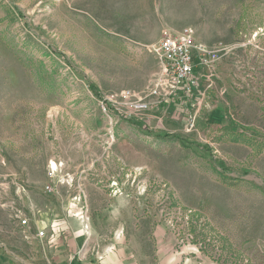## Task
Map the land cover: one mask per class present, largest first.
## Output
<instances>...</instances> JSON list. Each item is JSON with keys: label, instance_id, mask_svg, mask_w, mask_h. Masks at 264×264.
Masks as SVG:
<instances>
[{"label": "rangeland", "instance_id": "1", "mask_svg": "<svg viewBox=\"0 0 264 264\" xmlns=\"http://www.w3.org/2000/svg\"><path fill=\"white\" fill-rule=\"evenodd\" d=\"M187 27L247 46L193 101L102 104L143 90L150 49ZM115 248L264 264V0H0V264Z\"/></svg>", "mask_w": 264, "mask_h": 264}, {"label": "built area", "instance_id": "2", "mask_svg": "<svg viewBox=\"0 0 264 264\" xmlns=\"http://www.w3.org/2000/svg\"><path fill=\"white\" fill-rule=\"evenodd\" d=\"M219 45L210 47L196 39L192 28L181 30L166 29L162 32L157 45L150 49L156 56L157 72L148 85L141 91L124 90L120 93L108 94L106 102H121L129 106L134 114L150 110L153 105L162 104L174 98L187 102L199 94L204 79L213 82L218 76V70L225 57L235 58L240 47ZM186 99V100H185ZM107 104V103H106ZM186 106L189 107L190 105ZM104 110H106L104 108ZM195 118L196 116H190ZM21 227H29L28 219L19 217ZM44 226L37 234L38 238L46 236Z\"/></svg>", "mask_w": 264, "mask_h": 264}, {"label": "crops", "instance_id": "3", "mask_svg": "<svg viewBox=\"0 0 264 264\" xmlns=\"http://www.w3.org/2000/svg\"><path fill=\"white\" fill-rule=\"evenodd\" d=\"M165 244V243H164ZM116 251H110L103 256V258H99L100 264H104L105 259H111V264H140V261L136 260L133 254L131 257H124L122 251L120 249H114ZM172 250L169 253H166L162 258H160L158 264H214L210 263L207 259H203L202 257H183L184 253L181 254L179 252L174 253ZM163 255V254H162ZM181 255V256H180ZM93 264V263H91Z\"/></svg>", "mask_w": 264, "mask_h": 264}, {"label": "bare ground", "instance_id": "4", "mask_svg": "<svg viewBox=\"0 0 264 264\" xmlns=\"http://www.w3.org/2000/svg\"><path fill=\"white\" fill-rule=\"evenodd\" d=\"M53 166L56 167V165L53 163Z\"/></svg>", "mask_w": 264, "mask_h": 264}]
</instances>
